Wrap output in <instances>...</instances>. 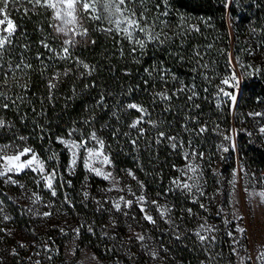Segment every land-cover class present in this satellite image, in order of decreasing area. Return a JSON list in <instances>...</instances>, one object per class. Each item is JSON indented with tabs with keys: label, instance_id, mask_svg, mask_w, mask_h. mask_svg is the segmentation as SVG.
<instances>
[{
	"label": "trees",
	"instance_id": "16d2710c",
	"mask_svg": "<svg viewBox=\"0 0 264 264\" xmlns=\"http://www.w3.org/2000/svg\"><path fill=\"white\" fill-rule=\"evenodd\" d=\"M158 3L161 0H145L144 5L140 4V0H134L133 6L137 13L147 7L152 18ZM167 4L168 15L161 17L167 21V26L160 27L171 39H165L163 44L148 43L142 51L137 48L132 52L133 46L126 39L115 31H104L112 25L103 12L99 13V20L89 19L82 13L87 35L75 37L77 43L69 49L71 59H45L47 68H43L36 59L38 53L44 58L51 55L40 42L44 40L59 53L66 38L55 31L52 11L33 9L31 4L26 3L10 4L7 11L17 27L12 44L4 53V70H7L9 62L13 66L18 63L21 56L32 64V68L18 81L20 85H27L26 89L12 81V87L4 89L16 103L0 101L10 105L7 109L0 108V119L5 122V126L0 127V141L25 134L45 158L49 159L55 154L52 161L65 172L69 151L58 142V137L72 132L81 140L93 131L98 132L111 152L116 169L120 171L121 168L131 167L146 182L149 180V188L161 191L178 204L179 220H184L190 216L191 210V214L197 211L203 213L204 210L192 200L191 194L184 196L182 188L167 185L168 172H176L183 157L179 148L172 147L171 141L164 139L157 142V134L163 131L166 136H176L184 146L189 144L199 149L207 147L212 141L213 119L219 107L216 103L219 97L217 93L220 85H225L221 81L230 76L234 68L228 66L229 54L233 52L241 60L248 56L252 46L257 47L264 42V0H167ZM160 11H164L163 4ZM181 17H184L187 25L198 26L199 31H190L186 26L178 28ZM161 38L164 39L163 36ZM24 45H28L27 49ZM194 50L203 55L200 63L207 64L206 69L196 65ZM181 56L183 60L179 58ZM77 61L88 64L89 69H84ZM193 68H197V71L194 72ZM162 69L170 70L167 83L161 79ZM66 70L68 75L65 76L63 73ZM56 73L61 75L58 81H54L56 87L49 99L48 78ZM173 75L177 79H173ZM204 75L209 79H205ZM17 76L20 74L17 73ZM260 83L262 85L258 89L264 91V82ZM193 84L197 96L192 101L187 99L190 92L172 95L182 85L190 87ZM227 88L225 85L224 89ZM248 91L252 92V89ZM159 92L172 95V99L162 101L156 95ZM129 103L143 106L150 114L151 121L156 122V127L147 124L142 137L136 129L129 127L140 114L134 109H127L125 106ZM185 125L188 131L184 130ZM201 127L206 131L200 133ZM132 139L137 140L135 146L131 143ZM177 146L180 147V144ZM82 155L83 151L80 152L76 172L71 177L73 182H78L87 173ZM89 178L94 184L105 182V179L94 174H90ZM64 187L73 201L68 206L70 210L73 213L75 210H85V202L80 200L82 195L76 192V187L63 186L58 182L59 195L63 196ZM75 214L72 226L78 223L77 211ZM95 214L88 211L91 225H94ZM181 220L178 224L180 227L183 226ZM21 222L18 224L21 225ZM158 222L160 242L187 262L193 254L190 246L186 242L183 244L182 239L173 237V227H168L164 216L159 217ZM232 225L233 221H227L221 211L220 237L228 264H233L234 258L229 234ZM51 232L57 234L60 243L67 241L64 239L65 231L52 229L45 233ZM93 235L94 230L84 229L81 243L90 241L106 261L113 260L116 251L108 247L107 241L97 242V237ZM127 264H131L129 258Z\"/></svg>",
	"mask_w": 264,
	"mask_h": 264
},
{
	"label": "rangeland",
	"instance_id": "374dc122",
	"mask_svg": "<svg viewBox=\"0 0 264 264\" xmlns=\"http://www.w3.org/2000/svg\"><path fill=\"white\" fill-rule=\"evenodd\" d=\"M2 18L0 15V19ZM9 19L12 20L10 16ZM56 23L58 22L54 20V24ZM231 57L232 66L237 71L238 84L231 81L235 86L226 85L229 88L224 89L225 85H220V88L235 95V103L229 97L219 95L222 103L218 104V111L213 119L212 141L203 149L189 144L178 145L183 161L176 172H168V186H177L173 181L198 186L199 190L193 187L192 192L186 189L181 191L184 196L191 194L194 198L192 200L204 210L203 213L199 214L197 211L196 214H191V210L188 218L180 219L183 222L180 227L178 204L161 191L149 188L150 181L146 182L131 167L118 171L104 138L98 132H95L96 136L104 141L103 152L109 157L111 164L96 163L93 167L102 168L112 175L105 182L98 181L95 184L89 178L90 174L95 173L84 165L86 153L83 149L78 151L74 165L72 154L67 149L69 158L63 172L52 160L39 153L28 141L27 135L20 134L13 139L0 141V157L14 155L24 147L34 149L45 161L46 170L56 169L58 172L53 182L56 196H52L51 191L45 187L40 175L31 170L0 177V264L12 263L19 240L52 229L65 231L64 239L70 244L66 255L69 264H127L128 258L131 264H228L220 237L221 211L227 221H233L229 228L232 250H236L233 252V264H264L256 259L264 251V196L260 195L264 193V133L260 132L264 128V91L258 89L262 85L260 82H264V42L257 47L252 46L246 58L240 60L233 52ZM248 89H252V92H247ZM255 113L261 115L257 116ZM145 120H151L150 116H146ZM147 124L149 123H144L141 127L146 130ZM58 138L80 141L69 134ZM92 146H96L95 141L90 142L89 147ZM81 151L87 173L78 182H73L71 177L76 172ZM5 163L0 159V171ZM189 165L196 168L195 173L190 171ZM9 176L17 183H10ZM58 182L63 186L68 184L76 187V192L82 195L80 200L85 202V210H75L78 223L73 226L76 214L68 207L73 203L72 198L66 187L63 189V196L59 195ZM37 196L39 200L36 199ZM88 197L91 203L88 202ZM140 197L144 198L143 201ZM127 201H131V204H127ZM116 204L120 205L119 209ZM89 210L96 213L94 225L89 221ZM46 212L51 215L45 216ZM146 216L152 217V220H145ZM161 216L165 217L168 227H173V237L182 239L183 244L190 246L193 254L187 262L160 242L157 225L160 224L158 218ZM20 221H23L21 225L18 224ZM202 225L210 231L202 230ZM84 229L94 230L93 236L97 237V242L107 241L108 247L116 251L115 258L106 261L90 241L81 243ZM240 229L244 231L241 232ZM197 232L206 238L201 241ZM141 236L143 240L139 239Z\"/></svg>",
	"mask_w": 264,
	"mask_h": 264
},
{
	"label": "snow or ice",
	"instance_id": "6c2138e0",
	"mask_svg": "<svg viewBox=\"0 0 264 264\" xmlns=\"http://www.w3.org/2000/svg\"><path fill=\"white\" fill-rule=\"evenodd\" d=\"M18 3L31 4L33 9L46 8L51 10L53 13V20L58 22L53 25L55 31L57 33L63 34V36L66 37L62 41L59 53H57V51L44 40L40 42L41 46L51 54L46 58H44L42 54H37L36 59L40 61L43 68L48 67V65L45 63V59H71V53L69 49L70 47H74L76 45L77 41L75 37L78 35H87V29L83 27L84 15H87L89 19L99 20L101 18L99 13L103 12L109 24L112 25V27L106 28L104 29V31H115L117 35H120L121 37L126 39L133 46L131 49L132 52H135L137 48L142 51L148 43L163 44L165 39H171V37L167 36V34L163 32V28L160 27L161 25L167 26V21L161 19V17H166L168 15L167 0H161V3L155 5L156 14L152 18H150V10L147 7H144L142 11L137 13L135 7L133 6L134 0H0V15L3 16V18L0 19V101H11V104L13 105L16 103V100H13L10 96H8L4 89H10L12 87L10 81L15 82L17 86L26 89L27 85H20L18 81L20 78L27 75V70L32 68V64L28 63L23 58V56H21V59L18 63L13 66L11 62H9L7 70H4V53L12 44V37L14 36L17 27L13 23V21L9 19L7 10L9 9L10 4L15 5ZM140 4L144 5L145 0H140ZM161 4L164 5V11L162 12L160 11ZM25 12H27V9H25ZM82 13L84 15H82ZM185 26L190 31H199L198 26L187 25L184 17H181L180 21L177 24V27L183 29ZM158 27H160L159 31H157ZM179 34L180 33H177V35ZM162 36L164 37V39L161 38ZM24 47L27 49L28 45H24ZM209 47H211V45H209ZM193 57L198 67L205 69L208 67L207 64L200 63L203 59V55L198 50L193 51ZM179 58L183 60L182 56ZM238 62L239 61L237 59V63ZM77 64L82 65L84 69H89V65L83 63L82 61H77ZM228 66L232 67V57L230 54L228 59ZM145 71L148 72L149 70L145 69ZM193 71H197V68H193ZM256 71H259V69H256ZM17 73H19L20 76H17ZM169 74L170 70H161V79L165 83H167V76ZM60 75L61 73H56L54 76L48 78L47 88L49 90V99L52 98L51 93L56 87V83H54V81H58ZM63 75H68V71L66 70ZM172 78L177 79L174 75ZM204 78L209 79V77H207L206 75H204ZM231 81H235L236 84H238V79L235 75L234 68L232 69L231 75L224 78L221 83L228 85L229 87L235 86L234 84L230 83ZM194 89V84L190 87L182 85V87L176 92H173L172 95H178L179 93L183 92H190L191 94L188 95L187 99L189 101H192L197 96V93ZM220 94L229 97L233 104L235 103L236 96L232 93L225 91L223 88H220L217 95L219 96ZM156 95L162 101H170L172 99V95H169L166 92H159L156 93ZM17 99L22 100L23 97H17ZM100 102H103V98ZM9 106V103H0V108L7 109L9 108ZM125 107L127 109H134L138 113H140L139 117L134 119L129 125L130 129L137 130L140 137L144 136L145 134V129L141 127L142 124L150 123L152 127H156L155 121L145 120V117L150 114L143 106L136 103H129ZM196 107L199 106L196 105ZM255 115L259 116L261 115V113H255ZM4 126V120L0 119V127ZM184 130L188 131L186 125L184 126ZM204 131H206V128L204 127H201L199 129L200 133H203ZM260 132L264 133V128H261ZM71 135L72 132H69V136ZM164 139L171 141L173 148L177 147L178 143L180 144V146H183V142L178 141V138L176 136H166L165 132H158L156 137L157 142H160ZM91 141H95L96 146L89 147ZM58 142L60 144H63L72 154L73 165L76 162L78 151L83 149L86 153V157L84 160L85 167L89 171L94 172L95 175L102 176L105 180L111 178V172L106 173L102 170V168L93 167V165L96 163H99L101 165L111 164L109 157L103 152V149L105 147L104 141L98 139L94 131L90 133L88 138H82L79 142L65 140L63 138H58ZM131 143L133 144V146H135L137 144V140L132 139ZM0 151H2V149H0ZM23 157H27V159H22ZM0 159L6 161L3 170L0 171V177L6 176L8 173L18 174L26 169L31 170L32 172L40 175L41 180H43L45 183V187L51 191L52 196H56L53 182L57 178L58 172L56 169H52L51 171L46 170L45 161L38 156L34 149L30 147H24L16 154L11 156H3L0 157ZM49 159H55V154L50 156ZM188 167L191 172H196V168L192 165H189ZM129 174L132 175L131 172H129ZM189 179H192V177H189ZM8 181L12 184L17 183V181L12 180L10 176L8 177ZM37 183H40V181H37ZM173 183H175L179 188L186 189L188 192H192L193 187H197V190H199L197 185L188 183L181 184L178 181H173ZM21 187H23V185H21ZM260 195L264 196V193H261ZM36 199L39 200V196H37ZM121 199L123 198L121 197ZM139 199L143 201L144 198L140 197ZM126 203L131 204V201H127ZM116 207L117 209H119L120 205L116 204ZM141 210L143 211V209ZM44 215L48 216L51 215V213L46 212L44 213ZM145 218L149 221L152 220V217L150 216H146ZM5 219H7V217H5ZM201 229L210 231V229H204L203 225L201 226ZM240 231L243 232L244 229H240ZM196 235L200 238L201 241L206 238L205 236H201L199 232H197ZM139 239L143 240V237L141 236L139 237ZM235 251L236 250L233 249L234 253ZM243 259L244 258H241V260ZM248 259H251V257H248ZM256 259L264 262V251H262L256 257Z\"/></svg>",
	"mask_w": 264,
	"mask_h": 264
},
{
	"label": "built area",
	"instance_id": "2783aa9c",
	"mask_svg": "<svg viewBox=\"0 0 264 264\" xmlns=\"http://www.w3.org/2000/svg\"><path fill=\"white\" fill-rule=\"evenodd\" d=\"M216 103L221 104L222 98ZM69 249V242L60 243L56 233H37L19 240L11 264H68Z\"/></svg>",
	"mask_w": 264,
	"mask_h": 264
}]
</instances>
